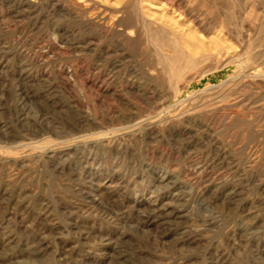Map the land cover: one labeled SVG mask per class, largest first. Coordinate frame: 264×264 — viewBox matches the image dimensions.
Returning a JSON list of instances; mask_svg holds the SVG:
<instances>
[{"label":"rangeland","instance_id":"1","mask_svg":"<svg viewBox=\"0 0 264 264\" xmlns=\"http://www.w3.org/2000/svg\"><path fill=\"white\" fill-rule=\"evenodd\" d=\"M0 264H264V0H0Z\"/></svg>","mask_w":264,"mask_h":264},{"label":"bare ground","instance_id":"2","mask_svg":"<svg viewBox=\"0 0 264 264\" xmlns=\"http://www.w3.org/2000/svg\"><path fill=\"white\" fill-rule=\"evenodd\" d=\"M111 1V0H110ZM142 1H144V0H142ZM72 3H73V1H72ZM49 4V3H48ZM62 5V4H61ZM59 7V6H58ZM61 7V6H60ZM64 9V8H63ZM75 9V8H74ZM80 9V8H79ZM70 11V10H69ZM80 11V10H79ZM108 16V15H107ZM105 17V16H104ZM194 18V17H193ZM66 31V30H65ZM107 31V30H106ZM62 35V34H61ZM66 37V36H65ZM134 37V36H133ZM54 45H55V43H54ZM165 88V87H164ZM144 120V119H143ZM140 122V121H139ZM142 122V121H141ZM134 124V123H133ZM25 144V143H24ZM51 145V144H50ZM29 147V146H28Z\"/></svg>","mask_w":264,"mask_h":264}]
</instances>
